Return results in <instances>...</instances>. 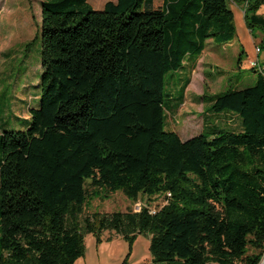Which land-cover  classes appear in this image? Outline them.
<instances>
[{"label": "trees", "instance_id": "trees-1", "mask_svg": "<svg viewBox=\"0 0 264 264\" xmlns=\"http://www.w3.org/2000/svg\"><path fill=\"white\" fill-rule=\"evenodd\" d=\"M162 1L96 11L88 0H43L40 107L26 131L0 135V264H76L85 237L101 245L105 232L128 242L121 264L139 235L150 236L152 264L260 263L264 72L253 67L254 86L209 97L205 112L236 116L239 129L211 122L187 141L165 129V86L187 71L176 112L207 41L236 38L232 4L264 51V0ZM117 192L165 204L84 215Z\"/></svg>", "mask_w": 264, "mask_h": 264}, {"label": "rangeland", "instance_id": "rangeland-1", "mask_svg": "<svg viewBox=\"0 0 264 264\" xmlns=\"http://www.w3.org/2000/svg\"><path fill=\"white\" fill-rule=\"evenodd\" d=\"M42 2L0 0V135L3 131H26L31 124L30 109L40 107L43 73ZM88 2L94 10H103L100 0ZM162 2L155 0L154 7H162ZM231 8L235 14L236 38L225 45H219L213 40L207 41L205 51L192 74V82L185 92V102L176 112L169 106L178 102L182 84L180 79L187 71L183 69L166 76L165 129L177 132L183 141L201 134L204 126L211 122L239 129L237 118L210 116L205 112L213 103L209 97L228 89L254 86L258 75L252 70L253 63L258 64L256 70L264 72V51L257 54L263 34L260 31L251 33L245 23L244 11L234 4ZM259 14L264 15V6ZM204 93H207L206 97ZM145 204L152 210H159L165 201L159 196L148 202L142 196L134 203L122 192H117L106 199L92 200L84 215L94 212H126L130 209L139 212V206ZM102 240L103 243L97 245L94 235H87L85 256L76 264H121L129 253L128 242L115 232L103 233ZM149 247L150 236L139 235L133 245L130 263L152 264Z\"/></svg>", "mask_w": 264, "mask_h": 264}, {"label": "built area", "instance_id": "built-area-1", "mask_svg": "<svg viewBox=\"0 0 264 264\" xmlns=\"http://www.w3.org/2000/svg\"><path fill=\"white\" fill-rule=\"evenodd\" d=\"M259 53H260V50H259V48H258V49H257V54H259ZM252 65H253L254 67H256L258 64L253 63ZM141 209H142V206H141V207L139 206V209H138L137 211L140 212ZM151 210H152V208H151ZM151 212L154 214V213H156V210H152ZM259 264H264V255H263V257H262V259H261V261H260Z\"/></svg>", "mask_w": 264, "mask_h": 264}, {"label": "crops", "instance_id": "crops-1", "mask_svg": "<svg viewBox=\"0 0 264 264\" xmlns=\"http://www.w3.org/2000/svg\"><path fill=\"white\" fill-rule=\"evenodd\" d=\"M102 3V6H103V9L105 8V5L108 3V2H114V3H117L118 2V0H100ZM162 4H163V2H162ZM93 5V4H92ZM94 6V5H93ZM233 117L234 119H236V116L234 117L233 115H230L229 114V116L228 117Z\"/></svg>", "mask_w": 264, "mask_h": 264}]
</instances>
